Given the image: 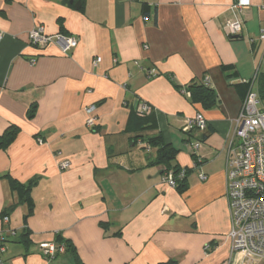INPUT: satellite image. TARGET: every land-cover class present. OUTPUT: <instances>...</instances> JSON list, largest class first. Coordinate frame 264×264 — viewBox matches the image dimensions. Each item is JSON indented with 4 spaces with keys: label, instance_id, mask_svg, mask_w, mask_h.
<instances>
[{
    "label": "crops",
    "instance_id": "crops-1",
    "mask_svg": "<svg viewBox=\"0 0 264 264\" xmlns=\"http://www.w3.org/2000/svg\"><path fill=\"white\" fill-rule=\"evenodd\" d=\"M235 5L0 0V136L18 128L0 147L3 264H73L65 252L41 254L39 245L57 235L84 264H239L227 237L226 166L243 101L235 85L249 82L264 97V0H250L241 14ZM238 14L242 30L228 37L223 25ZM36 25L76 38V47L30 44ZM206 76L216 103L205 109L187 92ZM140 101L152 108L144 118L135 115ZM89 106L94 125L86 124ZM196 112L207 127L189 136L182 127ZM156 137L171 152L168 164L156 163ZM190 137L202 142L198 150ZM174 166L187 169L182 188L162 180ZM12 179L34 181L32 212Z\"/></svg>",
    "mask_w": 264,
    "mask_h": 264
},
{
    "label": "built area",
    "instance_id": "built-area-1",
    "mask_svg": "<svg viewBox=\"0 0 264 264\" xmlns=\"http://www.w3.org/2000/svg\"><path fill=\"white\" fill-rule=\"evenodd\" d=\"M134 1V0H131ZM250 5V0H236L235 7L239 14ZM228 19L223 25V30L228 37L240 34L242 20L239 17ZM2 32L0 31V40ZM259 39L264 41V28L260 30ZM30 44L46 46L51 42L59 43L63 52L76 47L77 39L72 36L56 35L55 38L45 34L42 25H36L28 32ZM147 48V45L143 46ZM100 61L96 58L93 64ZM34 63V60H31ZM150 76H156V68L148 70ZM203 84H209V78H203ZM188 95L189 92H187ZM94 106L86 108L90 115L87 125H94L95 119L92 116ZM139 116L151 112V106L140 101L137 106ZM207 127V119L202 112H196L194 116L186 118L182 129L190 136L192 131H204ZM235 143L227 156L226 166V196L228 199L231 225L227 237L230 240L232 259L239 264H259L264 260V97L257 91L249 89L242 101L240 112L235 120ZM42 143L41 139H38ZM188 146L192 150H198L202 142L199 139L188 140ZM198 161H200L199 156ZM61 169L70 166L69 159H62L59 162ZM185 169L180 168L177 175L172 170L167 171L162 180L172 188L176 186L177 178L185 177ZM201 180L206 175L203 172L198 174ZM3 221H8V216H3ZM13 234V232H10ZM6 240L2 238L0 246V264H3L2 254L6 251ZM41 254L50 259L56 254L63 253V244L55 242H43L39 245Z\"/></svg>",
    "mask_w": 264,
    "mask_h": 264
},
{
    "label": "trees",
    "instance_id": "trees-1",
    "mask_svg": "<svg viewBox=\"0 0 264 264\" xmlns=\"http://www.w3.org/2000/svg\"><path fill=\"white\" fill-rule=\"evenodd\" d=\"M222 69L224 71L227 70H232L233 66L232 65H223ZM235 74V73H233ZM249 82H241V83H237L235 85V87L237 88L238 91H240V93H243V99L245 98L248 90H249ZM189 94L190 97L192 98L193 102H198L200 103V105L203 108H210L212 106L215 105L216 100L214 98V93L213 91L208 88V85L205 84H200V85H196V84H192L191 86H189ZM151 113V112H150ZM149 113V114H150ZM147 114V115H149ZM30 117L33 116V111H29L28 114ZM135 115L139 118H144L147 115L144 116H139L137 114V109H135ZM18 128L16 126H10L3 135L0 136V147L4 148L6 147V145L8 143H10L15 135L17 134ZM150 142H154L155 144L161 145L162 147L159 149V156L157 159L156 163H166L168 164V161L170 159H172V155H170L169 152H165V148L163 146V144H161V140L160 137H156V138H152L149 140ZM180 168H177L176 166L172 167V171L174 172L175 175H177V173L179 172ZM185 173L187 174V169H185ZM186 177V175H185ZM185 177L183 178H177V176L175 177L176 180V186L175 188H182L183 184L185 182ZM34 181H30L28 184H21L18 181L12 179L11 180V186L12 189L18 192V195L22 198V201L26 202L29 206V212H32V199L30 197V189L31 186L33 185ZM56 244H63L64 245V252L68 255V257L70 258V260L72 261L73 264H84V262L82 261V259L80 258L75 246L68 240H64L62 239V237L60 235L56 236ZM58 254H56L54 257H56ZM53 257V258H54Z\"/></svg>",
    "mask_w": 264,
    "mask_h": 264
},
{
    "label": "water",
    "instance_id": "water-1",
    "mask_svg": "<svg viewBox=\"0 0 264 264\" xmlns=\"http://www.w3.org/2000/svg\"><path fill=\"white\" fill-rule=\"evenodd\" d=\"M76 6H77V7L79 6V2L76 3Z\"/></svg>",
    "mask_w": 264,
    "mask_h": 264
}]
</instances>
